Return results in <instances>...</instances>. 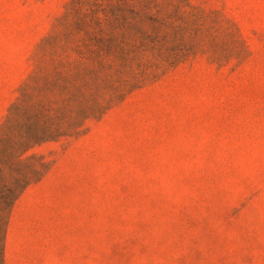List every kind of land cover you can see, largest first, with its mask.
<instances>
[{
  "label": "rangeland",
  "instance_id": "rangeland-1",
  "mask_svg": "<svg viewBox=\"0 0 264 264\" xmlns=\"http://www.w3.org/2000/svg\"><path fill=\"white\" fill-rule=\"evenodd\" d=\"M69 1L0 0V124L95 56L93 111L28 151L4 264H264V0H147L132 25L140 0H97L85 29Z\"/></svg>",
  "mask_w": 264,
  "mask_h": 264
},
{
  "label": "trees",
  "instance_id": "trees-1",
  "mask_svg": "<svg viewBox=\"0 0 264 264\" xmlns=\"http://www.w3.org/2000/svg\"><path fill=\"white\" fill-rule=\"evenodd\" d=\"M80 4L82 0H70L68 3L70 8ZM147 4V0H140L138 9L129 7L130 16L119 18L121 25L136 24L139 21L131 19L142 20L150 16L146 12ZM98 11L111 13L110 9L101 7L97 0H93L89 8L93 16L91 22L80 20L75 27H91L96 23L94 16ZM90 41L93 42V39L90 38ZM76 48L80 57L76 62L82 66L77 69L75 83L69 85L66 79H52L37 88H23L19 101L9 107L6 119L0 124V264H4V242L10 209L22 191L32 181L40 178L44 169V163L37 162L41 157L28 151L42 142L69 134L79 126L82 118L93 111L88 104L90 100L87 90L90 81L85 77L94 72L90 61H95V56L89 52V57H83L81 47L78 45ZM100 50L106 53L108 46L105 45ZM54 90H58L63 96L62 101L69 108L67 111L52 107L53 102L45 97V92L51 93Z\"/></svg>",
  "mask_w": 264,
  "mask_h": 264
}]
</instances>
